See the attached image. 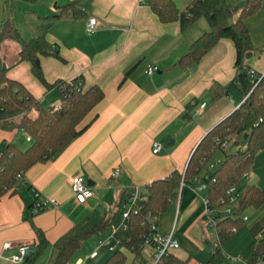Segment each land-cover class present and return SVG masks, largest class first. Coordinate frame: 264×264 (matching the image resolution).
I'll return each mask as SVG.
<instances>
[{
    "label": "crops",
    "instance_id": "1",
    "mask_svg": "<svg viewBox=\"0 0 264 264\" xmlns=\"http://www.w3.org/2000/svg\"><path fill=\"white\" fill-rule=\"evenodd\" d=\"M8 1L0 0V30L9 16ZM74 1L85 12L83 18L68 16L46 25L43 19L56 14L57 5ZM235 2L243 4L244 0ZM176 3L183 9L186 0ZM12 5V20L20 35L31 39L46 28L47 40L56 45L64 59L41 58L49 83L83 75L87 86L99 85L105 96L84 120L83 126H89L80 136L53 159L32 166L18 185L1 198L0 264H22L12 259L19 244L36 245L38 230L54 243L76 224L88 221L92 211L105 208L107 198L105 219L113 223L131 189H144L174 170L185 172L192 151L204 135L244 100L233 82L237 73L236 48L231 40L222 39L190 68L177 65L191 44L210 29L206 18L186 29L179 22L164 24L145 0H53L49 4L18 0ZM90 18L98 21L93 35L86 31ZM247 24L252 39H258L264 30V2ZM19 51L20 45L12 40L0 45L8 76L22 82L44 104L59 106L60 90L46 89L33 75L29 62H18ZM246 64L263 74V53L258 57L253 54ZM150 66L159 70L148 75ZM216 84L226 86L228 96L214 100L212 88ZM18 135L25 136L30 145L28 136L19 128L0 129V153L8 142L27 148L17 142ZM168 139L166 147L162 140ZM154 142L162 145L156 154ZM251 174L255 178V173ZM75 176L94 184V197L87 204L74 198L71 181ZM206 197L207 191L184 187L169 209L157 217V233L168 235L174 230L179 243L171 252L179 260L173 264H205L212 256L213 250L205 255L211 225ZM49 200L58 201L59 206L48 205L34 213L40 202ZM262 219L264 212L256 215L254 224ZM6 243L12 246L5 249ZM142 259H130L127 264L151 263L153 250L146 247Z\"/></svg>",
    "mask_w": 264,
    "mask_h": 264
},
{
    "label": "trees",
    "instance_id": "2",
    "mask_svg": "<svg viewBox=\"0 0 264 264\" xmlns=\"http://www.w3.org/2000/svg\"><path fill=\"white\" fill-rule=\"evenodd\" d=\"M15 1L18 0H10L12 4ZM21 1L30 4L38 2ZM263 2L245 0L243 4H238L233 0H188L185 8L181 9L176 0H145L164 24L179 22L181 28L186 29L200 18L207 19L210 29L199 36L179 59L177 65L182 68H190L200 62L222 39L231 40L236 48L237 73L233 82L247 99L204 135L192 151L185 172L174 170L144 188L147 200L135 206L128 221L125 239L111 251L103 264H127L130 259L143 260V250L148 247L145 245V237L151 234L148 215L158 217L165 213L181 189L192 187L195 179L205 180L200 175L220 151L225 159L219 163L218 168L208 173L210 177L206 180L211 208H222L221 199L225 198L230 188L239 187L241 183L239 189L242 194L234 218L218 216L216 226L220 245L213 246L212 256L205 264H245L243 261L229 259L223 248L247 222L243 219L247 216L246 211L264 205V189L243 179L244 174L250 171L255 156L264 150V76L256 71L255 75H251L249 72L253 69L246 64L256 52L247 19L260 10ZM12 7L8 9L9 16L0 30V45L6 40L17 42L20 45L18 62H29L33 75L46 89L57 87L61 101L57 107L46 106L22 82L8 76L9 68L0 57V129L17 127L31 138L30 145L25 149L14 142L3 144L0 153V200L18 185L32 166L53 159L80 136L89 126H83L84 120L105 96L99 85L87 86L83 75L70 81L49 83L42 70L41 58L64 59L56 45L47 40L46 28L31 39L23 38L11 18ZM56 8V14L43 19L46 25L68 16H85L77 1L57 5ZM212 94L213 99L218 100L228 96V88L216 84ZM233 145L237 148L235 152L230 151ZM83 226L84 222L76 224L54 243L48 240L43 231L38 230L35 250L22 264H35L49 247L53 249L50 264H71L72 257L83 243L93 235L104 233L112 226V220L103 219L88 229H83ZM263 228L264 219L251 226L253 241L249 246V264H259L264 260ZM171 252L163 256L158 264L177 262L178 259Z\"/></svg>",
    "mask_w": 264,
    "mask_h": 264
},
{
    "label": "rangeland",
    "instance_id": "3",
    "mask_svg": "<svg viewBox=\"0 0 264 264\" xmlns=\"http://www.w3.org/2000/svg\"><path fill=\"white\" fill-rule=\"evenodd\" d=\"M43 3L49 4L52 3L53 0H42ZM245 2V0H244ZM188 1L186 0V3H184L182 8H185ZM8 5L11 8L13 5L8 1ZM18 5H21L20 2H18ZM12 7L11 12V18L13 19L15 16V10ZM14 10V11H13ZM237 18V15L234 17V20ZM205 20V18H203ZM14 20V19H13ZM22 23V22H21ZM20 23V24H21ZM198 23H202L198 22ZM22 25V24H21ZM2 29V28H1ZM204 33V32H203ZM202 33V34H203ZM201 34V35H202ZM258 39L253 40L254 48L256 49V52H254L255 55L260 56L261 53L264 55V30L259 32V35L257 37ZM46 106L51 107V103L46 102ZM17 142L25 145L28 147L29 143L26 142L25 136L18 135ZM166 147L169 144L168 140H162ZM237 150L236 146H231V152H235ZM225 159V155L220 151L215 154V156L212 158V160L207 164L206 168L203 170L202 174L200 175V178L202 176H205L208 172L214 171L216 168H218L219 163H221ZM251 172L255 173V178L251 177L248 181L249 184H256L262 189H264V150L260 153H258L253 161V164L251 166ZM194 187L196 188V184L193 183ZM242 186V183L239 184V187ZM261 210L258 211V209L250 208L246 211V215L249 216L251 219L250 221L245 222L241 230H239L234 238L223 248V252L227 256H233L237 259H239V262H246L251 257V252L249 250V246L253 241V235L251 233V226L254 224L255 221H253L254 218H256V215L264 212V205L259 208ZM261 211V212H260ZM122 213L123 211H119L116 213L114 222L112 223V226L106 229L104 233H101L100 235H93L88 240H86L81 248L75 253V255L71 259V264H76L78 259L81 258L83 260V264H103L111 255V249L110 245H114L116 242V238L118 242H121L125 239V230L121 229L122 225ZM108 217V198L106 199V207L105 208H97L94 211L90 213L88 221L84 223L85 226H83V229H88L91 226L98 224L100 221L105 219V217ZM210 220V217L208 221ZM113 233H116V237L114 238ZM207 241H209L213 246H215V243L217 242V237L214 228L210 225L207 229ZM206 253L205 255L209 254V251L206 247ZM94 252H97V255L95 257H92V254ZM53 254V249L49 247L44 251V253L39 257L37 262L35 264H50L51 258ZM136 264V263H135Z\"/></svg>",
    "mask_w": 264,
    "mask_h": 264
},
{
    "label": "built area",
    "instance_id": "4",
    "mask_svg": "<svg viewBox=\"0 0 264 264\" xmlns=\"http://www.w3.org/2000/svg\"><path fill=\"white\" fill-rule=\"evenodd\" d=\"M237 1V0H233ZM98 21L96 18H90L86 25V31L88 34H95L97 30ZM159 68L157 66H150L148 67L146 73L148 75H152L155 72H157ZM251 75H255V71L251 70L249 72ZM264 76V73L262 74ZM247 99V96L244 98L243 102ZM205 104L201 105L203 108ZM28 141H31V138L28 137ZM162 149V145L159 142L153 143V153H159ZM118 175V171L114 174V176ZM209 174H206L204 176L205 180L202 179H195L194 183L196 184L195 190L197 192L206 191L208 188L207 181L209 180ZM252 177L251 171H247L243 179L245 181H249ZM71 189L74 195L75 200L80 204H87L93 197L94 192L92 187H90L87 184V181L81 177V176H75L72 178L71 181ZM146 190L141 189L139 187H134L131 189L130 195L128 196V199L126 203L122 207V216H123V223L121 225V229L127 230L128 227V221L131 216V212L135 208L136 205H141L143 202L147 200ZM242 192L239 189L238 186H233L230 188L225 196V198L221 199V203L223 204L222 208L218 210H214L210 206V201L206 197L204 199V203L206 206V211L208 216L210 217V224L214 228L217 242L215 243V246H219V238H218V230H217V218L219 215L223 217H232L234 218L236 216V210L239 206V198L241 196ZM48 205H51L52 207L56 208L59 206V202L56 200H49L47 202H40L37 205V208L34 210V213L43 211L47 208ZM244 221H248V216L243 217ZM148 224L151 228V234L148 237H145V245L148 247L153 248V260L151 263L141 262L140 264H158L159 261L162 259L163 256L170 253L173 249H176L179 247V243L174 237V230L169 233L168 235H160L157 233V216L155 215H148ZM262 235L264 234V228L262 230ZM260 234V236H261ZM114 238L116 237V233H113ZM120 242H118L116 238V242L114 245H110L111 251H114ZM11 243H6L4 245L5 249H9L11 247ZM35 250V245L33 243L23 242L19 244L18 246V252L16 255L13 256V261L22 263L28 256H30ZM97 255V252H94L92 254V257H95ZM226 255V254H225ZM227 256V255H226ZM229 259L233 261H238L239 259L233 257V256H227ZM244 262V261H243ZM245 264H249L247 261L244 262ZM76 264H83V260H78ZM259 264H264V260H261Z\"/></svg>",
    "mask_w": 264,
    "mask_h": 264
},
{
    "label": "water",
    "instance_id": "5",
    "mask_svg": "<svg viewBox=\"0 0 264 264\" xmlns=\"http://www.w3.org/2000/svg\"><path fill=\"white\" fill-rule=\"evenodd\" d=\"M87 184H88L90 187L94 185L93 183H91L90 180H87ZM206 245H207V248H208L209 251H212V250H213V246L211 245V243H210L209 241L206 242Z\"/></svg>",
    "mask_w": 264,
    "mask_h": 264
}]
</instances>
